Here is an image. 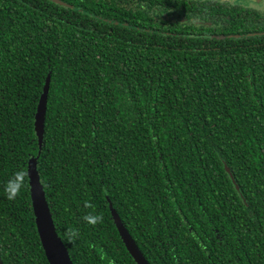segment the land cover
Masks as SVG:
<instances>
[{
  "label": "trees",
  "instance_id": "obj_1",
  "mask_svg": "<svg viewBox=\"0 0 264 264\" xmlns=\"http://www.w3.org/2000/svg\"><path fill=\"white\" fill-rule=\"evenodd\" d=\"M228 8L0 0L2 264H48L28 178L14 200L5 193L34 157L73 264H136L113 212L149 264H264V34ZM217 12L226 25L199 34ZM90 212L103 222L86 224ZM68 228L79 230L71 244Z\"/></svg>",
  "mask_w": 264,
  "mask_h": 264
},
{
  "label": "water",
  "instance_id": "obj_2",
  "mask_svg": "<svg viewBox=\"0 0 264 264\" xmlns=\"http://www.w3.org/2000/svg\"><path fill=\"white\" fill-rule=\"evenodd\" d=\"M58 3H61L57 1ZM50 84V74L47 75L34 115V132L37 137L39 148H41L44 134V122L46 113V102ZM40 150V149H39ZM226 172L230 173L228 167ZM26 172L29 173L28 186L32 212L35 221L37 235L48 264H73L68 250L63 241L58 236L52 215L45 197L43 186L40 182L37 171V158H30L27 162ZM113 219L121 240L126 250L136 264H149L134 240L131 238L127 229L122 224L116 213L113 212ZM0 264H2L0 260Z\"/></svg>",
  "mask_w": 264,
  "mask_h": 264
},
{
  "label": "flooded vegetation",
  "instance_id": "obj_3",
  "mask_svg": "<svg viewBox=\"0 0 264 264\" xmlns=\"http://www.w3.org/2000/svg\"><path fill=\"white\" fill-rule=\"evenodd\" d=\"M215 1L223 2V4H226L228 7H230L228 8V11L229 9L230 10L233 9L232 11L238 10L240 14L235 16L236 19L238 20L241 19L242 23L246 27L255 29V32L248 33V34H264V0H215ZM223 15H224L223 13L217 12V14L213 16L214 17L213 21L206 22L205 23L206 25H204L202 30H199V31L196 29L195 30L199 34L201 33L207 34V31H211L213 34H215L216 32H219V30H221L224 27V24L226 25V23L222 21V18H224ZM227 18L230 19L228 16ZM172 19L176 20L177 18L173 17ZM180 20L183 21L186 19L184 17L183 19H180ZM186 22L189 23L190 26H194L197 23H201V21L193 17L188 18ZM173 23L178 24V22L171 21V23L169 24V27L171 26V24L173 25ZM227 25L229 27L232 26L231 24H228V23ZM168 32H170V29H168ZM183 33L192 34V33H195V31L192 28L188 27L186 31H181V30L179 31L174 28L172 32V34H179V35Z\"/></svg>",
  "mask_w": 264,
  "mask_h": 264
},
{
  "label": "clouds",
  "instance_id": "obj_4",
  "mask_svg": "<svg viewBox=\"0 0 264 264\" xmlns=\"http://www.w3.org/2000/svg\"><path fill=\"white\" fill-rule=\"evenodd\" d=\"M27 176H29V173L23 169L13 174V177L8 181L7 185L5 186V193L8 200H14L17 196H19L21 189L25 185V177ZM105 196H107V192H105ZM84 207L93 208V205L89 202H85ZM82 219L86 224L93 227L103 222V216L101 214L92 212L83 216ZM65 234L68 243L70 244L74 243L75 240L79 238L78 229L68 228Z\"/></svg>",
  "mask_w": 264,
  "mask_h": 264
}]
</instances>
